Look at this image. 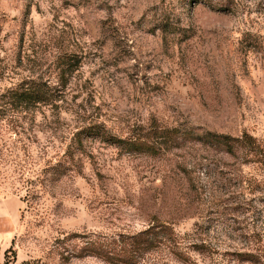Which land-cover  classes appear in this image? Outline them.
Masks as SVG:
<instances>
[{"label":"rangeland","instance_id":"1","mask_svg":"<svg viewBox=\"0 0 264 264\" xmlns=\"http://www.w3.org/2000/svg\"><path fill=\"white\" fill-rule=\"evenodd\" d=\"M28 79L50 96L0 119V264H109L90 243L156 223L176 246L138 264H264V162L191 140L264 145V0H0V95ZM91 124L136 146L79 152Z\"/></svg>","mask_w":264,"mask_h":264},{"label":"trees","instance_id":"2","mask_svg":"<svg viewBox=\"0 0 264 264\" xmlns=\"http://www.w3.org/2000/svg\"><path fill=\"white\" fill-rule=\"evenodd\" d=\"M60 64L64 66L60 70L62 74L60 80L65 78L66 73L71 67L78 65L76 58L71 56L63 57ZM49 96V88L46 84L32 79L23 80L0 95V119L3 118L6 107L15 110L34 108L48 104ZM74 140L75 149L79 152L82 150L81 143L83 140H99L106 144L126 145L131 146V148L136 146L135 141L126 142L110 135L99 124H91L81 128L75 133ZM191 140H195L203 146L222 151L231 156L242 155L243 158H250L255 163L264 162V145L259 144L248 134H243L240 137H231L229 135L202 131L195 138L192 135ZM157 228V232L154 233ZM126 239L112 242L113 244L95 240L90 243V253L92 256L99 257L109 264H138L136 257H139L141 253L150 252L161 245H167V247L171 245L176 246L173 230L162 223H156ZM197 248H202V246ZM171 250L176 257L181 256L182 260H184L185 255L173 249ZM239 256H245L242 257L245 258L244 260L252 261L255 259L254 256L249 254H240Z\"/></svg>","mask_w":264,"mask_h":264}]
</instances>
